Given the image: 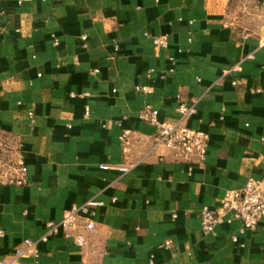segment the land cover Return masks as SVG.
<instances>
[{
  "label": "crops",
  "instance_id": "obj_1",
  "mask_svg": "<svg viewBox=\"0 0 264 264\" xmlns=\"http://www.w3.org/2000/svg\"><path fill=\"white\" fill-rule=\"evenodd\" d=\"M159 34L167 48L152 44ZM262 37L264 0H0V146L27 167L25 185H0V259L264 264V218L253 230L234 219L212 233L199 218L225 190L264 182ZM178 101L195 106L184 123L209 134L202 162L151 150L154 127L138 118L151 107L175 119ZM90 198L103 204L84 247L54 235L37 260L13 258L45 220Z\"/></svg>",
  "mask_w": 264,
  "mask_h": 264
},
{
  "label": "built area",
  "instance_id": "obj_2",
  "mask_svg": "<svg viewBox=\"0 0 264 264\" xmlns=\"http://www.w3.org/2000/svg\"><path fill=\"white\" fill-rule=\"evenodd\" d=\"M150 38L155 47L163 49L168 47V39L165 34L153 35ZM81 39L84 40L85 35H82ZM52 43L57 45L58 40L53 38ZM258 46L264 47V37L259 39ZM114 47L117 49V44H114ZM248 56L251 55L249 54ZM235 68L239 69L237 66ZM169 70L172 71L171 68ZM232 84L235 85L236 80H233ZM135 90L144 93L151 92L150 87L145 84L135 85ZM255 91H259V89ZM81 95H85V93ZM176 111L177 118L162 120L158 118V111L151 107H147L139 113L138 118L140 120L154 127L151 150L162 145L170 149L174 156L181 161L202 162L205 159L209 134L206 131L193 129L184 123V119L195 113L194 104L178 101ZM28 114L31 116V111ZM84 114H88L87 107H85ZM117 138L123 147H129L131 145L130 129L121 128ZM99 168L105 170L112 167L107 164H99ZM129 168L131 167L125 165L115 167L120 173H125ZM26 183L27 167L23 159L17 156L12 167L0 172V185L21 186ZM102 204V201L96 198L87 199L79 204L73 203L64 211L60 219L45 220L44 231L38 238H24L22 244L13 250V258L31 256L37 260L40 256L39 243L45 242L54 235H61L71 239L76 247H84L88 240V233L95 228V223L92 219L95 212L94 209ZM199 218L201 228L206 233H212L217 224L229 223L234 219H238L241 222V229H255L257 224L264 218V182L248 178L240 188L225 190L219 206L216 208H210L206 205L202 206L199 211ZM232 241H237L236 236H232ZM170 244L169 240L164 241L165 247H169ZM149 261L151 262V259ZM0 264H10V261L8 259H0Z\"/></svg>",
  "mask_w": 264,
  "mask_h": 264
},
{
  "label": "rangeland",
  "instance_id": "obj_3",
  "mask_svg": "<svg viewBox=\"0 0 264 264\" xmlns=\"http://www.w3.org/2000/svg\"><path fill=\"white\" fill-rule=\"evenodd\" d=\"M14 158V155L11 154V149L6 146H0V172L12 167Z\"/></svg>",
  "mask_w": 264,
  "mask_h": 264
}]
</instances>
